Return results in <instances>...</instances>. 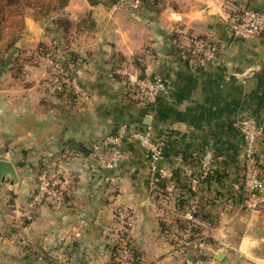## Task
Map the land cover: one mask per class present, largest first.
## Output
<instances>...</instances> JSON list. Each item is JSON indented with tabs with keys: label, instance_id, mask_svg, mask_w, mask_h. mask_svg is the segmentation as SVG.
<instances>
[{
	"label": "crops",
	"instance_id": "obj_1",
	"mask_svg": "<svg viewBox=\"0 0 264 264\" xmlns=\"http://www.w3.org/2000/svg\"><path fill=\"white\" fill-rule=\"evenodd\" d=\"M246 8L264 11V0H69L64 11L74 23L89 15L95 21L94 29L77 31L73 47L51 37L48 20L37 21L28 11L15 47L0 50V158L15 165L19 178L0 192V264H115L119 208L134 215L129 235L146 264H193L198 255L213 264H264V207L243 205L240 129L246 118L264 126V32L237 37L229 24ZM177 29L214 40L219 59L201 65L183 53ZM41 44L80 71L85 97L57 86L50 59H28ZM123 59H137L145 75L165 78L167 92L155 104L141 102L120 71ZM16 64H22L19 71ZM129 69L138 72L135 65ZM123 123L163 142L155 174L132 140L123 145L119 167L100 163L95 144ZM207 150L212 173L202 178ZM258 154L264 162V135ZM53 168L61 173L64 201L42 203L22 228L27 245L11 243L18 209ZM188 210L206 222L199 229L205 240L200 249L177 245L165 234Z\"/></svg>",
	"mask_w": 264,
	"mask_h": 264
},
{
	"label": "built area",
	"instance_id": "obj_2",
	"mask_svg": "<svg viewBox=\"0 0 264 264\" xmlns=\"http://www.w3.org/2000/svg\"><path fill=\"white\" fill-rule=\"evenodd\" d=\"M229 24L232 33L237 37L259 36L264 32V11L242 9L230 17ZM176 32L178 34L177 43L182 52L191 53L201 65H207L219 59L220 48L214 40L204 37L192 38L191 32L183 29H177ZM43 56L48 59L53 58L51 53H45ZM54 65L57 71L55 81L59 88L67 85L70 92L78 98L87 95L86 90L78 81L80 75L78 69L68 67L60 61H56ZM120 71L135 87L141 97V102L146 105L155 104L167 92L166 80L159 74L140 77L138 72L124 65ZM240 129L245 138L246 162L243 174V205L249 210H258L264 207V162L258 154V143L264 135V126L254 118H246L240 122ZM130 140L136 141L148 155L155 174L163 157V142L154 140L148 130L136 128L128 123L119 125L113 133L95 144L94 149L100 163L107 168L119 167L124 159L123 145ZM212 164L213 153L211 150H207L201 159L202 178L210 176ZM45 201L54 204L64 201L62 177L57 168L46 171L34 191L31 201L25 207L18 209L19 221L8 235L11 243L19 246L27 245L22 228L35 220L38 207ZM116 217L121 224L117 243H121L122 246L116 264H131L133 253L129 243L131 242L129 232L134 225L135 218L132 212L123 208L117 209ZM205 224L206 222L198 217L195 211L188 210L182 221L172 223L165 229V234L170 241L177 245H190L195 249H200L204 246L205 240L199 235V229ZM197 254L199 253L197 252ZM193 264H213V260L208 257L201 258L198 255Z\"/></svg>",
	"mask_w": 264,
	"mask_h": 264
},
{
	"label": "trees",
	"instance_id": "obj_3",
	"mask_svg": "<svg viewBox=\"0 0 264 264\" xmlns=\"http://www.w3.org/2000/svg\"><path fill=\"white\" fill-rule=\"evenodd\" d=\"M118 0H109L110 3H116ZM91 5H97L104 0H88ZM69 0H0V50L10 49L15 47L16 43L20 39L21 35L26 30V15L28 11H32V15L35 20H46L49 18L54 19V14L59 15L54 21L56 26L63 28L64 32H68L72 27H75L77 31L87 30L90 31L95 27V21L91 15L80 20L78 23H74L66 15H60L68 5ZM192 38H200V36L194 35L192 32ZM46 47L45 44H41L38 53H42V48ZM44 53V52H43ZM42 53V54H43ZM125 59L120 60L119 66L126 64ZM128 64V65H127ZM127 67L135 65L138 67L140 77H145V72L141 63L135 59L134 62L127 63ZM158 177V186L164 189V180ZM208 178V177H207ZM133 260L131 264H146L140 251H138L132 242H129ZM121 243H116L112 249V259L116 264L119 259V253L121 249ZM201 258H205V255H199ZM198 257H196L197 259Z\"/></svg>",
	"mask_w": 264,
	"mask_h": 264
},
{
	"label": "rangeland",
	"instance_id": "obj_4",
	"mask_svg": "<svg viewBox=\"0 0 264 264\" xmlns=\"http://www.w3.org/2000/svg\"><path fill=\"white\" fill-rule=\"evenodd\" d=\"M60 15H66V16H68L69 17V15L65 12V11H62L61 12V14ZM54 19H52V18H49V19H46V20H48V26H47V28L49 29V31H51V37H58V39L59 40H61V41H63L62 43L63 44H65V45H70V46H72L73 47V43L78 39L79 40V34L80 33H78L77 32V30H76V28L75 27H72L71 28V30H69L68 32H62V31H59V29L58 28H60V27H58V26H56V24L54 23V21H55V19L57 18V17H59V15H57V14H54ZM70 18V17H69ZM71 19V18H70ZM51 29V30H50ZM56 29H58L57 31H56ZM62 44V45H63ZM45 46L46 47H43L42 48V53L41 54H37L38 53V49H32L31 50V52H30V54H28V59L30 58V57H33V55H35L36 54V56H39V55H41V56H43L45 53H50V44L49 45H47V44H45ZM27 52V51H26ZM25 52V53H26ZM76 55V54H75ZM40 56V57H41ZM25 59V60H24ZM31 59V58H30ZM29 59V60H30ZM27 59L25 58V57H23V61H21L20 63H22L23 64V67H24V63H25V61H26ZM36 60V59H35ZM56 61H60V60H55L54 58H50V61H48L49 62V64L51 63V67H52V70H53V73H54V79H55V77H56V73H57V71H56V68H55V65H54V63L56 62ZM61 63H63L62 61H60ZM21 64V65H22ZM33 64V63H32ZM35 64H38V63H35ZM64 65H66L65 63H63ZM21 65L19 64V65H14L13 66V68L16 70V71H19V68L21 67ZM66 66H68V65H66ZM69 67V66H68ZM21 73H22V71H20ZM23 74V73H22ZM50 78V77H49ZM48 78V79H49ZM49 81V80H48ZM50 82V81H49ZM44 86V85H43Z\"/></svg>",
	"mask_w": 264,
	"mask_h": 264
},
{
	"label": "water",
	"instance_id": "obj_5",
	"mask_svg": "<svg viewBox=\"0 0 264 264\" xmlns=\"http://www.w3.org/2000/svg\"><path fill=\"white\" fill-rule=\"evenodd\" d=\"M19 180L15 165L0 158V192L5 185L17 183Z\"/></svg>",
	"mask_w": 264,
	"mask_h": 264
}]
</instances>
